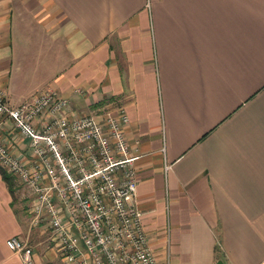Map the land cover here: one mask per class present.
Masks as SVG:
<instances>
[{
    "label": "crops",
    "instance_id": "1",
    "mask_svg": "<svg viewBox=\"0 0 264 264\" xmlns=\"http://www.w3.org/2000/svg\"><path fill=\"white\" fill-rule=\"evenodd\" d=\"M46 86L74 112L126 110L159 263L264 264V0H0V88L17 105ZM0 138L29 155L3 114ZM24 190L0 174V264H24L13 235L65 264Z\"/></svg>",
    "mask_w": 264,
    "mask_h": 264
},
{
    "label": "built area",
    "instance_id": "2",
    "mask_svg": "<svg viewBox=\"0 0 264 264\" xmlns=\"http://www.w3.org/2000/svg\"><path fill=\"white\" fill-rule=\"evenodd\" d=\"M0 114L30 146L19 157L0 138V165L29 192V223L46 226L65 264H161L136 202L139 141L124 134L129 117L122 106L74 112L51 86L12 105L0 88ZM6 244L24 264H34L22 237Z\"/></svg>",
    "mask_w": 264,
    "mask_h": 264
},
{
    "label": "rangeland",
    "instance_id": "3",
    "mask_svg": "<svg viewBox=\"0 0 264 264\" xmlns=\"http://www.w3.org/2000/svg\"><path fill=\"white\" fill-rule=\"evenodd\" d=\"M24 191H25V197L26 198H23V200L24 199H27V201L24 200L25 201V204L24 203L23 204L25 205L26 208L28 207L27 213L30 214L29 213V206H30V203H31V196H30L29 192L26 189ZM42 227H43L42 229H44V228L46 229V226L43 225V224H42ZM44 234H45L44 235V238H45V242L44 243L47 244L48 247H50L53 250L54 254L56 255L54 259L63 262V258H61V256L59 255L58 251L56 250V246L54 245L53 241L50 240V238H49L48 231L44 230Z\"/></svg>",
    "mask_w": 264,
    "mask_h": 264
},
{
    "label": "trees",
    "instance_id": "4",
    "mask_svg": "<svg viewBox=\"0 0 264 264\" xmlns=\"http://www.w3.org/2000/svg\"><path fill=\"white\" fill-rule=\"evenodd\" d=\"M0 174L3 180L6 182L10 192H12V187L14 185L15 177L11 173L7 172V170L3 168L1 165H0Z\"/></svg>",
    "mask_w": 264,
    "mask_h": 264
},
{
    "label": "water",
    "instance_id": "5",
    "mask_svg": "<svg viewBox=\"0 0 264 264\" xmlns=\"http://www.w3.org/2000/svg\"><path fill=\"white\" fill-rule=\"evenodd\" d=\"M216 264H223V263H222L221 259H219V260L216 262Z\"/></svg>",
    "mask_w": 264,
    "mask_h": 264
}]
</instances>
